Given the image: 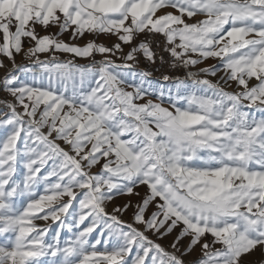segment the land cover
I'll list each match as a JSON object with an SVG mask.
<instances>
[{"label":"snow or ice","instance_id":"obj_1","mask_svg":"<svg viewBox=\"0 0 264 264\" xmlns=\"http://www.w3.org/2000/svg\"><path fill=\"white\" fill-rule=\"evenodd\" d=\"M0 69V264H264V0H0Z\"/></svg>","mask_w":264,"mask_h":264},{"label":"rangeland","instance_id":"obj_2","mask_svg":"<svg viewBox=\"0 0 264 264\" xmlns=\"http://www.w3.org/2000/svg\"><path fill=\"white\" fill-rule=\"evenodd\" d=\"M41 58H42V59L44 58L43 54L41 55ZM19 59H20V58L17 57V60H18V61H19ZM214 62H215V61H212V60L208 61L209 64L214 63ZM5 63H7L6 60H5ZM9 67H10V65H9ZM2 75H3V69H0V76H2ZM233 87H234V86H233ZM3 96H4V93H3V92H0V98H3ZM137 191H140V192H141V195H143V191H144V189H143V188H140V189H137ZM127 200H128V197H117L115 202H116L117 204H122V203H126ZM133 202H135V200H133ZM111 207H112V205L110 204V205H109V210L111 209ZM125 218H127V217H125ZM36 223H38V224H42L43 222L37 221ZM171 239H172V237L170 236V237H168V239L164 240L162 243H163L165 246H167L168 243H169V241H170ZM181 247L183 248V244L181 245ZM195 255H196V253L194 252V253H192L191 255L186 256L185 259H186L187 261H192ZM259 258H260V257H259V254H256V256L254 257V259H259Z\"/></svg>","mask_w":264,"mask_h":264},{"label":"crops","instance_id":"obj_3","mask_svg":"<svg viewBox=\"0 0 264 264\" xmlns=\"http://www.w3.org/2000/svg\"><path fill=\"white\" fill-rule=\"evenodd\" d=\"M64 58H66L64 55H62L61 56V59H64ZM100 57L99 56H97V59H99ZM78 63H85V60H83V59H79L78 61H77Z\"/></svg>","mask_w":264,"mask_h":264}]
</instances>
